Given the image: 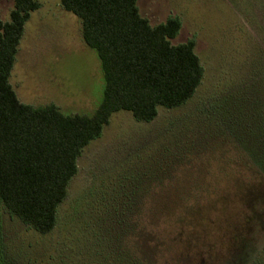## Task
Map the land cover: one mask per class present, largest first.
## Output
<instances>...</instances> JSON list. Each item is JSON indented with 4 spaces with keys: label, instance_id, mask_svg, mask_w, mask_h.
I'll return each mask as SVG.
<instances>
[{
    "label": "rangeland",
    "instance_id": "374dc122",
    "mask_svg": "<svg viewBox=\"0 0 264 264\" xmlns=\"http://www.w3.org/2000/svg\"><path fill=\"white\" fill-rule=\"evenodd\" d=\"M11 83L22 102L92 114L101 61L81 19L38 0ZM153 25L182 19L205 76L184 105L112 116L78 159L55 228L40 233L0 202L14 264H264V0H138ZM14 0H0L9 21ZM237 121L236 124H234Z\"/></svg>",
    "mask_w": 264,
    "mask_h": 264
},
{
    "label": "trees",
    "instance_id": "16d2710c",
    "mask_svg": "<svg viewBox=\"0 0 264 264\" xmlns=\"http://www.w3.org/2000/svg\"><path fill=\"white\" fill-rule=\"evenodd\" d=\"M61 1L81 19L83 39L101 61L104 96L90 115L22 102L10 81L26 23L40 2L14 0L10 20L0 21V202L43 234L57 224L79 157L115 113L151 122L160 107L186 104L205 76L196 41L172 43L182 29L179 16L153 25L138 0ZM1 243L0 264H14Z\"/></svg>",
    "mask_w": 264,
    "mask_h": 264
},
{
    "label": "crops",
    "instance_id": "0c3cea01",
    "mask_svg": "<svg viewBox=\"0 0 264 264\" xmlns=\"http://www.w3.org/2000/svg\"><path fill=\"white\" fill-rule=\"evenodd\" d=\"M183 26V25H182Z\"/></svg>",
    "mask_w": 264,
    "mask_h": 264
}]
</instances>
